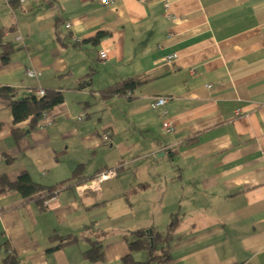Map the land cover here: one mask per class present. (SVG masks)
<instances>
[{
  "label": "crops",
  "instance_id": "0c3cea01",
  "mask_svg": "<svg viewBox=\"0 0 264 264\" xmlns=\"http://www.w3.org/2000/svg\"><path fill=\"white\" fill-rule=\"evenodd\" d=\"M110 1L0 0V88L63 97L44 128L0 99V264L145 263L129 243L174 216L169 264H264V0ZM141 74L130 97L102 94ZM22 174L48 203L3 189Z\"/></svg>",
  "mask_w": 264,
  "mask_h": 264
},
{
  "label": "trees",
  "instance_id": "16d2710c",
  "mask_svg": "<svg viewBox=\"0 0 264 264\" xmlns=\"http://www.w3.org/2000/svg\"><path fill=\"white\" fill-rule=\"evenodd\" d=\"M102 36V33L97 34L93 39V42H97L100 38H102ZM5 52L6 56L2 57L4 61L7 60L8 56L7 51ZM153 79L154 77L148 74L136 75L121 82L113 84L112 86L108 87L102 94L104 96L130 97L136 89L149 83ZM18 96L19 95L16 90L12 88H0V99L8 100L10 102L9 105L12 112L13 123H20L27 120L29 121V128H44L39 125L42 113L48 112L52 116L51 110L56 105L63 102V97L61 94L51 95L49 93H46V91L44 97H41L43 100H40L41 98L36 97L34 92L21 97ZM80 116L83 117L82 119L86 117L84 114H81ZM76 173L77 170L73 172V175H75ZM91 179L92 177L84 181L87 182ZM1 182L3 189L4 186H7V188L15 189L20 192L24 197L29 198H33L37 195L35 199L41 202H43V200H46L51 195L53 189H55L54 187L46 188L40 184L33 182L26 174L20 175L16 182L13 184L8 183L5 179H1ZM142 186L143 184H139L133 187L128 193H134L138 191L139 188ZM176 218L178 217H172L170 226L165 232L152 233L151 238L144 237L141 235V232H138L137 239L135 241H131L128 245L129 251L131 253L134 251L146 250L150 256V259L145 263L135 262L131 260L132 255L129 254L123 259V264H150L151 262H154L156 264H169V249L166 242L170 237H172V234L174 233V227L177 224ZM86 254L91 260L99 259L101 257L100 245L93 243V248L90 251H87Z\"/></svg>",
  "mask_w": 264,
  "mask_h": 264
},
{
  "label": "built area",
  "instance_id": "2783aa9c",
  "mask_svg": "<svg viewBox=\"0 0 264 264\" xmlns=\"http://www.w3.org/2000/svg\"><path fill=\"white\" fill-rule=\"evenodd\" d=\"M20 2H24V0H20ZM100 2L102 4H111L112 2L110 0H100ZM165 7H168V4H165ZM70 26V24H65V27L68 28ZM75 42H78L77 39H74ZM99 57L102 60H106L107 59V53L105 50H101L99 52ZM173 59H176V55L173 56H169L166 58L167 62L172 61ZM26 75L29 78H37L38 73L33 71V70H28L26 72ZM36 97L41 98L44 97L45 95V90L42 88L37 89L35 92ZM167 102V99L165 97H158L156 98V100L152 103V108L155 109L157 107H164L165 103ZM164 115H166V112H164ZM83 117L80 116L79 119H82ZM53 124V117L50 115V113L48 112H43L40 118V126L41 127H48L51 126ZM164 130L167 133H172L174 131V126L173 123L169 120L166 119L164 122ZM105 138V137H104ZM262 157L264 159V151L262 154ZM116 175V171L114 169H110V170H102L100 172H98L91 180L84 182L82 184H79L76 186V190L78 192H83L86 190H98L99 186L102 182L113 178ZM48 199H46L44 202L48 203L47 201Z\"/></svg>",
  "mask_w": 264,
  "mask_h": 264
},
{
  "label": "water",
  "instance_id": "95a60500",
  "mask_svg": "<svg viewBox=\"0 0 264 264\" xmlns=\"http://www.w3.org/2000/svg\"><path fill=\"white\" fill-rule=\"evenodd\" d=\"M40 100H43L42 98Z\"/></svg>",
  "mask_w": 264,
  "mask_h": 264
},
{
  "label": "rangeland",
  "instance_id": "374dc122",
  "mask_svg": "<svg viewBox=\"0 0 264 264\" xmlns=\"http://www.w3.org/2000/svg\"><path fill=\"white\" fill-rule=\"evenodd\" d=\"M170 184V183H169ZM181 184V183H180Z\"/></svg>",
  "mask_w": 264,
  "mask_h": 264
}]
</instances>
